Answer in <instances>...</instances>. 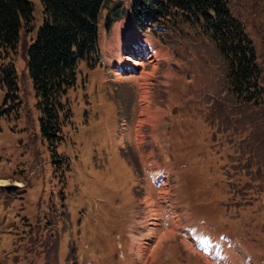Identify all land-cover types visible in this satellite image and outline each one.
<instances>
[{"label": "rangeland", "instance_id": "rangeland-1", "mask_svg": "<svg viewBox=\"0 0 264 264\" xmlns=\"http://www.w3.org/2000/svg\"><path fill=\"white\" fill-rule=\"evenodd\" d=\"M131 1H103L99 60L93 68L79 61L67 92L72 117L54 152L40 134L27 69L40 0H31L26 40L0 51V68L12 63L17 83L14 95L0 84V264H264L256 177L264 99L238 101L208 38L185 23L157 26L150 15L137 23ZM228 2L253 40L264 83V0ZM129 43L158 55L117 80Z\"/></svg>", "mask_w": 264, "mask_h": 264}, {"label": "trees", "instance_id": "trees-1", "mask_svg": "<svg viewBox=\"0 0 264 264\" xmlns=\"http://www.w3.org/2000/svg\"><path fill=\"white\" fill-rule=\"evenodd\" d=\"M103 1L40 0L42 23L27 47V69L40 111V134L46 139L50 151L54 152L56 144L64 140L62 129L72 117L67 92L77 79L79 61H85L91 68L98 63L97 13ZM147 2L148 5L144 0L133 1L135 21L151 15L156 18L157 26L160 22L168 27L185 23L197 29L223 57L225 79L231 94L247 105L259 104L264 99L262 69L256 48L242 22L233 15L228 0ZM33 19L31 0H0V51L14 52L21 35L25 39L31 32ZM0 73V84L4 81L14 95L17 89L14 65H4ZM253 146L249 155L257 145ZM239 155L236 164L240 161ZM246 161L243 169L252 162L248 155ZM256 177L259 184L264 185V168L256 170Z\"/></svg>", "mask_w": 264, "mask_h": 264}, {"label": "bare ground", "instance_id": "bare-ground-1", "mask_svg": "<svg viewBox=\"0 0 264 264\" xmlns=\"http://www.w3.org/2000/svg\"><path fill=\"white\" fill-rule=\"evenodd\" d=\"M125 33H126L125 25L122 24L121 26L117 28V36H120L121 34H125ZM131 40H132L131 38L128 39V41H131ZM136 49H138L137 53H136ZM146 49L147 47L139 48V46L135 45L134 43H129L125 45L124 51L127 52L129 55L127 57H122L121 61L124 62L123 65L116 66L120 73V74H116L117 80H122L126 76V74H129V73H132V74L137 73V72L140 73L145 63H150V64L152 63L150 58H155L158 55V53L151 51L152 52L151 56H148V54L146 53ZM131 65H133V68H130ZM154 68H155V65H154ZM137 80H138L139 87H141L143 84V78L141 76H138ZM144 110H147V106L144 108ZM142 112H143V107H141L140 109V113ZM170 231L171 230H169L167 233L170 234ZM147 247H148V244H144L143 248L146 249Z\"/></svg>", "mask_w": 264, "mask_h": 264}, {"label": "water", "instance_id": "water-1", "mask_svg": "<svg viewBox=\"0 0 264 264\" xmlns=\"http://www.w3.org/2000/svg\"><path fill=\"white\" fill-rule=\"evenodd\" d=\"M177 111L176 107L172 108L171 113H175Z\"/></svg>", "mask_w": 264, "mask_h": 264}]
</instances>
